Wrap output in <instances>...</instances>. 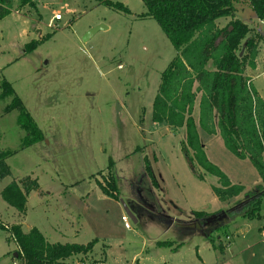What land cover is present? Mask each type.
<instances>
[{
	"label": "rangeland",
	"instance_id": "1",
	"mask_svg": "<svg viewBox=\"0 0 264 264\" xmlns=\"http://www.w3.org/2000/svg\"><path fill=\"white\" fill-rule=\"evenodd\" d=\"M32 1L34 6L22 9L15 1L11 14L0 21V77L12 85L44 140L22 150L25 133L17 113L5 114L10 99L0 100V150L14 152L6 161L11 175L0 179V222L20 224L26 233L35 227L50 243L98 240L84 262L77 256L69 260L72 264H264V184L251 163L231 155L221 138L201 132L209 159L232 182L245 186L238 198L221 203L211 191L217 180L197 179L191 169L181 148L184 129L152 122L161 74L177 51L156 21L139 19L146 12L142 0H112L131 14L99 0ZM234 6L236 19L251 29L247 39L258 40L263 55L257 72L245 73L264 74V20L248 0ZM56 15L62 20L54 21ZM229 22L221 19L218 25ZM97 26L105 28L85 41ZM33 41L42 42L26 53ZM256 86L264 97V75ZM145 157L159 186L150 200L171 226L137 201ZM110 162L119 201L104 195L96 182H103ZM26 176L37 179L40 189L29 195L26 214L20 216L1 192ZM142 189L148 196L149 188ZM193 211L227 218L187 230L183 226L191 224ZM9 237L0 228V264H21Z\"/></svg>",
	"mask_w": 264,
	"mask_h": 264
},
{
	"label": "trees",
	"instance_id": "2",
	"mask_svg": "<svg viewBox=\"0 0 264 264\" xmlns=\"http://www.w3.org/2000/svg\"><path fill=\"white\" fill-rule=\"evenodd\" d=\"M15 1L19 9L34 6L32 0H0V21L11 14ZM100 4L125 14H131L123 4L112 0H99ZM256 17L264 20V0H248ZM146 12L139 19H153L176 49L177 55L161 74L160 85L152 105V122L166 124L173 130L184 129L185 139L181 148L197 179L210 176L217 180L211 191L221 203L238 198L245 186L236 184L208 157L201 140V132L222 139L225 149L241 161H249L264 184V99L253 85L246 70L257 69L260 53L259 41L250 36L251 29L235 17L234 4L238 0H142ZM230 19L220 28L218 21ZM51 35H48L50 38ZM246 41L242 51V43ZM44 41V40H42ZM41 41V42H42ZM28 44L26 53L40 43ZM10 99L5 114L17 113V124L24 131L21 149L44 140L43 133L17 96L12 85L0 77V100ZM1 135V133H0ZM14 152L0 150V179L11 175L7 159ZM113 162L107 168L103 182L96 181L104 195L119 201L120 191L113 173ZM198 170L200 172L196 171ZM148 183L150 184L148 186ZM143 186L149 188L145 196ZM158 183L152 173L150 160L145 157L137 197L147 200L157 210L153 189ZM40 189L37 179L26 176L9 183L1 192L3 201L20 216L27 211L28 197ZM193 221L187 230L200 229L199 222L206 213L193 211ZM164 224L173 222L155 214ZM185 225V224H183ZM18 252L21 264H72L70 259L80 256V262L93 253L98 240L87 245L77 243H50L43 233L33 227L27 233L22 225H3ZM215 229V228H213ZM208 241L215 248V240L206 232ZM223 249V246L221 247Z\"/></svg>",
	"mask_w": 264,
	"mask_h": 264
},
{
	"label": "water",
	"instance_id": "3",
	"mask_svg": "<svg viewBox=\"0 0 264 264\" xmlns=\"http://www.w3.org/2000/svg\"><path fill=\"white\" fill-rule=\"evenodd\" d=\"M105 27L104 26H97L93 29H91L88 34L85 36L84 40H88L89 38H91L92 36H94L97 32H99L100 30H103ZM124 206V205H123ZM125 212L128 214V216L136 223L137 220L136 218L130 213V211L128 210V208L126 206H124ZM227 215L225 213H220V214H216V215H211L207 218V223H219V222H224V220H226ZM219 226H217L216 228H218ZM15 258L18 257V254H14Z\"/></svg>",
	"mask_w": 264,
	"mask_h": 264
},
{
	"label": "flooded vegetation",
	"instance_id": "4",
	"mask_svg": "<svg viewBox=\"0 0 264 264\" xmlns=\"http://www.w3.org/2000/svg\"><path fill=\"white\" fill-rule=\"evenodd\" d=\"M137 198V201L141 204V205H143V206H145L146 208H148V210L149 211H152L154 214H159L160 215V209H155V208H153L151 205H149L147 202V200H141L140 198H138V197H136ZM162 212V211H161ZM162 214V213H161ZM208 218V217H207ZM207 218H204L203 220H201L200 222H199V225H200V227H202V228H205L206 229V227H212L214 224H216V223H207L206 221H207Z\"/></svg>",
	"mask_w": 264,
	"mask_h": 264
},
{
	"label": "crops",
	"instance_id": "5",
	"mask_svg": "<svg viewBox=\"0 0 264 264\" xmlns=\"http://www.w3.org/2000/svg\"><path fill=\"white\" fill-rule=\"evenodd\" d=\"M257 60H263V55H261V54H259V56H258V59ZM256 63H257V61H256ZM257 70H258V68L255 70V71H252V73H256L257 72ZM248 77H250L251 78V80H252V82H253V85L257 88V90H258V92H259V94L261 95V97L264 99V97H263V94H262V91L260 90V88L259 87H257L256 86V82H257V80L261 77V76H263L264 74H261V75H258V76H255L254 75V77H252L251 75H248V74H246ZM213 138H215V136H213ZM184 140V139H183ZM182 141V140H181ZM205 146V145H204ZM205 149H206V147H205ZM206 151H207V149H206ZM214 195V194H213ZM232 202V201H231ZM198 212H200V211H198ZM201 212H204V213H208V212H206V211H201ZM213 212V211H212ZM210 213V212H209ZM171 225H173V224H171ZM170 225V226H171ZM32 229V228H31ZM44 235V234H43ZM45 236V235H44ZM46 237V236H45ZM46 239H47V237H46ZM262 239V238H261ZM48 240V239H47ZM262 241H264L263 239H262Z\"/></svg>",
	"mask_w": 264,
	"mask_h": 264
},
{
	"label": "built area",
	"instance_id": "6",
	"mask_svg": "<svg viewBox=\"0 0 264 264\" xmlns=\"http://www.w3.org/2000/svg\"><path fill=\"white\" fill-rule=\"evenodd\" d=\"M62 20V17L60 15L54 16V21L59 22ZM122 221L124 222L125 228L130 229L131 226L129 224V219L126 216L122 217ZM261 238L264 240V231L261 233Z\"/></svg>",
	"mask_w": 264,
	"mask_h": 264
}]
</instances>
